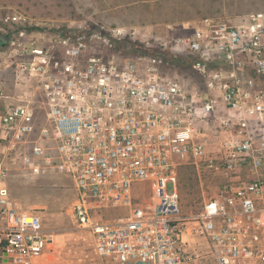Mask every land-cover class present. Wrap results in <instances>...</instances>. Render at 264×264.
<instances>
[{"label":"built area","instance_id":"2783aa9c","mask_svg":"<svg viewBox=\"0 0 264 264\" xmlns=\"http://www.w3.org/2000/svg\"><path fill=\"white\" fill-rule=\"evenodd\" d=\"M0 37V264H37L54 241L3 184L4 154L27 142L24 166L71 178V217L100 264H264V12L158 34L91 18L43 25L13 11ZM177 64L191 65L203 91L183 85ZM220 105L231 130L219 142L224 182L183 215L177 170L199 169ZM38 108L49 126L30 140ZM144 182L152 202L141 207L133 192ZM115 208L128 214L96 221Z\"/></svg>","mask_w":264,"mask_h":264},{"label":"rangeland","instance_id":"374dc122","mask_svg":"<svg viewBox=\"0 0 264 264\" xmlns=\"http://www.w3.org/2000/svg\"><path fill=\"white\" fill-rule=\"evenodd\" d=\"M99 6L98 0H93L92 4L90 0H0V19L10 16L13 11H19L43 24L40 18L43 17L42 10L55 7L57 11L55 15L52 14L54 17L63 21L80 20L88 17H84L77 8L91 10ZM52 15L44 17L50 18ZM174 70L188 90L196 88L203 91L202 81L191 65L177 64ZM36 116V130L30 140H36L39 130L49 126L41 109H37ZM224 118L220 105L216 115L209 121L208 154L201 161L199 169L180 166L177 170V193L183 215L199 212L203 203L213 198L224 182L219 169L222 163L219 142L231 133ZM46 144L51 146L53 141H46ZM30 148L31 144L27 142L4 154L8 173L3 184L9 191L13 206L21 211L38 214L43 228L52 234L53 244L48 246L47 254L42 259L53 264H100L92 250L90 233L78 228L71 217V208L76 201V190L71 178L55 170L36 171L24 166L23 157L29 154ZM49 153L53 155L52 151ZM166 192H173L171 182L167 184ZM133 200L141 207L151 204L152 190L148 182L135 186ZM127 214L128 210L124 208L106 209L99 213L100 217L96 221L112 222Z\"/></svg>","mask_w":264,"mask_h":264},{"label":"crops","instance_id":"0c3cea01","mask_svg":"<svg viewBox=\"0 0 264 264\" xmlns=\"http://www.w3.org/2000/svg\"><path fill=\"white\" fill-rule=\"evenodd\" d=\"M93 0H90L92 4ZM95 1V0H94ZM99 7L78 9L84 17L116 27L144 28L149 33H164L167 25L195 21L202 18H224L232 24L240 23L248 14L264 12V0H98ZM49 11V13L47 12ZM55 7L42 10L43 25H59L54 17ZM53 14V15H52ZM53 16L45 18L44 16ZM45 21V22H44ZM245 178L246 176H242ZM3 226L0 220V227ZM47 254V253H45ZM37 264H53L42 259Z\"/></svg>","mask_w":264,"mask_h":264},{"label":"trees","instance_id":"16d2710c","mask_svg":"<svg viewBox=\"0 0 264 264\" xmlns=\"http://www.w3.org/2000/svg\"><path fill=\"white\" fill-rule=\"evenodd\" d=\"M6 18H7V16H5L3 19H0V28L5 25Z\"/></svg>","mask_w":264,"mask_h":264},{"label":"water","instance_id":"95a60500","mask_svg":"<svg viewBox=\"0 0 264 264\" xmlns=\"http://www.w3.org/2000/svg\"><path fill=\"white\" fill-rule=\"evenodd\" d=\"M3 44H4V42H3V40L0 37V45H3Z\"/></svg>","mask_w":264,"mask_h":264}]
</instances>
